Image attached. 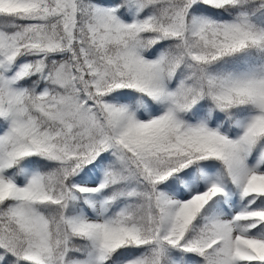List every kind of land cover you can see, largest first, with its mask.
<instances>
[{
  "label": "snow or ice",
  "instance_id": "1",
  "mask_svg": "<svg viewBox=\"0 0 264 264\" xmlns=\"http://www.w3.org/2000/svg\"><path fill=\"white\" fill-rule=\"evenodd\" d=\"M0 264H264V0H0Z\"/></svg>",
  "mask_w": 264,
  "mask_h": 264
}]
</instances>
